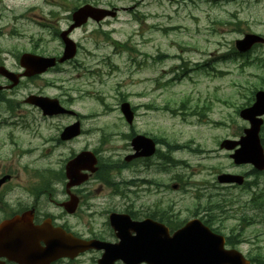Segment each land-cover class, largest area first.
Masks as SVG:
<instances>
[{
	"label": "rangeland",
	"instance_id": "obj_1",
	"mask_svg": "<svg viewBox=\"0 0 264 264\" xmlns=\"http://www.w3.org/2000/svg\"><path fill=\"white\" fill-rule=\"evenodd\" d=\"M0 1L5 13L0 21V45L14 44L18 51L55 56L60 55L62 44L59 38L49 39L52 38L49 29L42 24L47 21V12L61 16L81 2ZM196 6L194 10L189 5L182 8L174 2L151 1L148 9H143L149 13L144 25L139 22L117 28L116 34L111 33L109 39H104L105 43L99 45L97 57H86V50L94 49L86 44V40L91 38L86 35L96 30L75 31L72 37L80 43L75 59L60 64L59 69L42 78L25 82L16 90V96L10 95L7 100L13 106L15 100L23 101L27 93L40 91L58 97L65 106L71 105L82 122L86 113V123L83 122L86 143L82 139L76 146L78 139L58 144L51 139L52 142H47L49 148L43 145L51 151L41 148L40 153L47 154V157L34 166L28 162L29 157L18 159V149L9 147L0 153V162L8 163L16 171L22 167L28 170L50 168L43 167L44 162L59 161L56 166L59 167L62 158L71 150H81L86 144V149L94 150L99 163L101 160L103 163L121 164L123 157L131 152L128 135L132 134V129L166 138L170 143L187 142L193 148H201L202 152L171 151L170 155L177 164L171 162L169 165L175 166L174 171L187 185L185 190L170 193L174 209L182 216H188L200 209L198 204L204 199L201 193L211 194L223 204L224 212L216 217L221 231L233 237L236 248L244 255L264 258V206L261 211L254 208L255 199L260 196L258 203H264V177L254 183L252 180L247 187H231L216 180L220 173L238 174L249 171L251 167L235 165L229 155L231 150L221 149L219 143L226 138L238 139L243 128L248 126L240 118L239 110L253 102L256 89H264V44L256 47L245 59L230 53L235 40L242 38L244 33L264 36V0H244V4L238 6L232 3H218L216 6L199 3ZM118 25L112 24L110 30ZM106 41L117 44L111 45ZM114 48L119 51L112 52ZM206 61L205 67H198ZM5 63L21 70L14 59ZM186 67L190 69L185 72ZM123 100L136 106L137 116L132 125L125 121L119 110ZM22 109L27 110V115L10 127V133L15 135L12 140H17V145H21L22 135L33 134L39 128L41 133L53 138L57 127L68 121V116L42 120L38 109H30L26 105ZM26 124L29 125L27 128ZM94 128L97 131L94 132ZM107 128L113 135L102 132ZM23 129L26 130L21 134ZM260 136L264 146V126ZM25 138L27 141L31 137ZM158 148L164 149L163 146ZM117 173L108 174L112 181L137 178L130 167L122 170L120 175ZM191 183H203L204 188L198 190ZM95 184L92 182L86 186L92 194L86 198V214L89 211L93 213L89 217L93 227L111 206L126 207L123 198L112 194L107 187L95 192ZM124 187L128 188L124 199L132 200V186ZM251 218L254 223L247 222Z\"/></svg>",
	"mask_w": 264,
	"mask_h": 264
},
{
	"label": "flooded vegetation",
	"instance_id": "obj_2",
	"mask_svg": "<svg viewBox=\"0 0 264 264\" xmlns=\"http://www.w3.org/2000/svg\"><path fill=\"white\" fill-rule=\"evenodd\" d=\"M123 1L125 2L124 4H122ZM151 1L174 2L180 4L182 8L188 7L189 5V8L194 10L197 9L196 4L199 3H205L212 6H216L218 3H232L237 6L244 4V0H81L77 6L68 9L61 14V16L54 14L52 11H48L47 21L42 24L49 29V34L52 37L49 38L50 41L55 40L59 38V32L61 30L69 28L72 24V15L76 8L82 5L98 8L100 10L98 13H95L92 16H87L86 21L82 25L74 28L70 34L72 37L73 33L77 30L95 29L96 31L94 33L90 32L86 35V37H91L90 40H86V44L94 47L93 50H86V57H97L96 51L98 50L99 45L105 43L104 39L108 40L111 33L116 34L115 30L117 28L123 25L137 24L139 22L141 25H144L149 13H146L143 9H148ZM0 8V21H2L5 17L2 1H0ZM116 23L120 25L114 30H110V26ZM99 38L102 40H98ZM0 39L2 38L0 37ZM74 41L78 46L80 45L78 40ZM106 43L111 45L117 44L114 41H106ZM118 51V49L116 51L114 48L112 52ZM25 52L48 57L53 56L48 54H38L34 51H18V49L14 47V44L9 46L0 45V68L4 67L5 70L9 72L24 75V68L20 67L21 70H17V68L9 67L5 62L14 59L19 64L20 57L22 53ZM232 53L237 52L233 50ZM87 59L88 58H86V60ZM57 69H59L58 66L48 69L45 73L34 74L30 77L20 75L18 83L13 86L12 81L4 75V71L0 72V153L7 150L9 147H15L18 149V159L22 160L25 157H29L30 159L28 162L31 166H34L35 163L43 161L47 157V154L44 155L40 153V149L43 148V145L44 147L49 148L50 146L47 142H50L51 139H54L58 144L74 142L78 139V142L75 143L76 146H78L79 141L82 139L85 140L86 143V128H84L83 125V122L86 123V113L83 115L84 121L82 122L79 114L75 111L71 114H60L53 117L43 116L41 118L42 120H45L46 118L57 119L58 117L68 116L66 124L63 123L60 127H57L56 134L53 138L47 134L41 133L42 130L39 128L36 129L33 134H24L22 142L19 141L21 145H17V140H12V136L15 135L10 133V127L19 122L23 116L27 115V110H23L22 107L26 105L29 106L30 109L38 108L25 103L24 99L23 101L15 100L12 106L8 103V97L10 95L16 96V90L25 82L42 78L45 74ZM0 71H2V69ZM29 94L32 93H27V95ZM33 94L48 96L41 91ZM52 98L58 99V97ZM59 102L65 108L71 109V105L65 106L66 104L64 102L61 100H59ZM131 109L135 118L137 116L136 106L131 105ZM12 120H14L13 123ZM65 121L66 118L64 117V122ZM70 125H74L73 131L76 134L68 139H62V131L65 127ZM27 126L29 125L26 124V128ZM108 129L110 128H107L102 132L113 135ZM23 130L20 131L22 132ZM95 131H97L96 128H94V132ZM131 133L132 134L128 135L130 138L129 143L131 152L123 157V162H121V164L108 162L109 165L101 166V164L97 162L93 171H91L90 168H87L88 170H86V159L79 158L77 161L78 173L74 180H79L82 176L84 178L79 182H75V184H71V179L66 173V166L69 161L76 158L75 156L77 154L81 153V155L85 156L82 152L86 151V144L81 150L80 148H78L79 150H71L64 158H62L59 167H56L59 161L50 163L44 162L45 164L42 166L50 168L28 170L27 167H22L20 171H16L14 170V167L10 168L8 163L5 164V162H0V264H98V259H100L104 253L102 248H89L87 250L85 248L84 250L79 251L76 255L71 254L73 256H60L55 259L53 258L52 260H50V257H40L39 250L46 248L47 243L50 240L59 242L60 239L58 236L60 232L84 239L85 241L86 239H98L107 243H116L118 241L116 230L118 229L120 222L112 221L113 215L111 214L113 212L117 214H127L129 220L134 223L150 221L154 224H159L157 226L165 227L169 234L180 229L188 220L197 219L214 232L222 234L225 242L230 241L233 237L221 231L217 223V215L224 212L223 204L220 202L221 200H215L211 194L201 193L204 199L198 204L200 209L198 208V210L190 212L188 216H182L180 211L178 212L174 209L175 205L169 198L171 192L181 191L187 188L186 182L178 177L177 172L174 171L175 166H170L171 162L177 164V161H175L170 154L174 151H187L191 154H198L202 152V149L199 147L193 148L192 146H189L190 144L187 142L174 143V149L171 152V143L168 142L166 138H158L155 135L153 136L146 132L138 133L134 131V129H132ZM140 134L152 138L153 142L156 144V149L153 153L149 155L147 154L148 146L145 142H134L131 144V140ZM25 136L31 138L26 141ZM53 146L56 148L57 145L53 143ZM160 146L164 147L163 151L159 150L158 147ZM43 149L51 151V149ZM93 154L95 153L93 152ZM132 154L137 155L131 157V159H127L128 155ZM49 164L52 167L48 166ZM249 166H251L249 171L238 173L243 179L241 185L234 182L226 183L224 185L231 187H236L237 185L247 187L252 184V180L254 183L256 179L260 180L261 177H264V170H258L252 165ZM129 167L133 169V173L137 175V178L128 181L123 178L114 181L109 179L113 172L117 171V174L120 175L122 170ZM170 173H172V175ZM21 174L24 178L21 177ZM108 174H110V176ZM231 174L235 173L232 172ZM92 182H96L94 186L95 192L107 187L112 194L121 196L123 198V205H126L124 208H119L114 205L108 210H105L104 213L100 215L101 219L99 223H95V227H93L89 221V217L93 213L89 211V213L86 214V198L92 196L88 189H86V186H89ZM191 184H195L198 190L204 188L203 183ZM124 185L132 186V200L124 199L128 190ZM261 197L262 196L255 199L254 205V208L260 211L264 206L263 202L258 203V200ZM247 222L254 223L255 221L251 218ZM120 226L122 228L128 227L127 224H121ZM140 226L142 225L140 224ZM39 227H42L45 230V233L42 236L39 235V233L34 232L36 231L35 228ZM152 227L156 228L154 226ZM25 228H30L31 230L26 232ZM50 230H55L57 235H51ZM128 232L131 235H134L136 231L131 229L128 230ZM112 264H124V262L119 258H115Z\"/></svg>",
	"mask_w": 264,
	"mask_h": 264
},
{
	"label": "water",
	"instance_id": "obj_3",
	"mask_svg": "<svg viewBox=\"0 0 264 264\" xmlns=\"http://www.w3.org/2000/svg\"><path fill=\"white\" fill-rule=\"evenodd\" d=\"M91 14V10L86 6L80 7L73 13V24L68 30L60 33L64 43V50L62 56L58 59L63 62L66 59L72 58L76 51L74 42L67 36L68 32L75 26L84 22L85 18ZM263 38L256 34H246L243 39L236 41V46L239 51H245L251 47L255 42H262ZM55 64V58H48L37 56L34 54L25 53L20 58V65L26 68L25 75H33L46 70V68ZM4 71V75L12 80V86L17 83L18 76L0 68ZM26 102L39 106L43 114H57L68 112L61 107L57 100L49 99L43 96H30ZM121 111L126 120L130 123L132 121V112L129 103L123 102L121 104ZM264 114V90H259L255 93V101L249 106L240 110L239 115L249 122V127L243 130L244 134L239 140L225 139L220 143L221 148L234 149L231 154L234 163H250L256 169H264V150L260 142L259 131L262 125L261 115ZM72 126H68L61 133L62 139H68L74 136ZM76 127V125H75ZM134 142L147 143V154L154 151V143L151 139L144 136H136L132 139ZM85 156L79 154L76 158L68 162L66 166L67 176L71 179V184L83 180V176L79 180H74L77 175V161L79 158H85L86 168L93 170L92 164L94 158L90 152L84 153ZM137 154L133 155L136 156ZM133 156L127 157L130 159ZM220 182H236L241 184L243 179L240 175L221 174L218 176ZM125 216L112 217L114 222L127 220ZM142 226L136 227L137 235L132 241L128 240L123 234H119L121 242L114 248H110L111 253L119 254L125 258V255L131 261H145L149 264H248L241 254L235 250H224V239L220 235L212 234L209 230L202 226L198 221L194 220L187 223L184 227L169 235L166 229L158 227L156 224L147 221L140 223ZM152 226L156 227L153 228ZM44 230H42L43 232ZM68 241V243H67ZM75 243L76 249L84 247V241L76 238L71 242L69 240H62L48 244L44 251L56 252L55 256L66 254L67 245ZM92 242L86 241V248L93 246ZM61 251V252H60ZM42 253V252H41ZM40 253V254H41Z\"/></svg>",
	"mask_w": 264,
	"mask_h": 264
},
{
	"label": "bare ground",
	"instance_id": "obj_4",
	"mask_svg": "<svg viewBox=\"0 0 264 264\" xmlns=\"http://www.w3.org/2000/svg\"><path fill=\"white\" fill-rule=\"evenodd\" d=\"M27 137H28V136H27ZM33 156H34V155H33ZM40 163H41V161L38 162V164H40Z\"/></svg>",
	"mask_w": 264,
	"mask_h": 264
},
{
	"label": "trees",
	"instance_id": "obj_5",
	"mask_svg": "<svg viewBox=\"0 0 264 264\" xmlns=\"http://www.w3.org/2000/svg\"><path fill=\"white\" fill-rule=\"evenodd\" d=\"M231 242V241H230Z\"/></svg>",
	"mask_w": 264,
	"mask_h": 264
}]
</instances>
